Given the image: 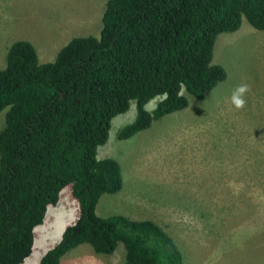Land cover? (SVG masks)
Returning a JSON list of instances; mask_svg holds the SVG:
<instances>
[{
	"label": "trees",
	"instance_id": "trees-1",
	"mask_svg": "<svg viewBox=\"0 0 264 264\" xmlns=\"http://www.w3.org/2000/svg\"><path fill=\"white\" fill-rule=\"evenodd\" d=\"M244 17L264 31V0H107L98 36L70 39L53 61L39 62L33 44L16 40L0 69V264H21L34 228L71 187L77 217L38 264H59L87 243L97 253L124 247L123 264H184L182 250L158 222L100 216L105 193L122 188L119 162L98 157L112 119L131 103L126 139L152 121L202 99L226 71L212 63L217 35ZM160 97L153 109L145 105Z\"/></svg>",
	"mask_w": 264,
	"mask_h": 264
},
{
	"label": "rangeland",
	"instance_id": "rangeland-1",
	"mask_svg": "<svg viewBox=\"0 0 264 264\" xmlns=\"http://www.w3.org/2000/svg\"><path fill=\"white\" fill-rule=\"evenodd\" d=\"M106 2L0 0V69L16 40L31 42L38 61L49 62L73 37L98 36ZM212 63L223 66L225 79L202 99L188 96L186 108L126 139L116 133L133 118L134 103L112 119L98 157L119 162L123 184L100 197L96 213L158 222L181 248L184 264H264V31L243 15L238 29L217 35ZM241 84L249 91L238 110L230 97ZM6 111H0V131ZM76 217L77 203L66 186L48 206L46 225L34 228L32 251L21 264H38ZM123 262L122 243L111 254L82 243L59 264Z\"/></svg>",
	"mask_w": 264,
	"mask_h": 264
},
{
	"label": "clouds",
	"instance_id": "clouds-1",
	"mask_svg": "<svg viewBox=\"0 0 264 264\" xmlns=\"http://www.w3.org/2000/svg\"><path fill=\"white\" fill-rule=\"evenodd\" d=\"M249 91V86L246 84L238 85L232 92L230 97L232 105L236 109H243L246 105V100L244 99L246 93Z\"/></svg>",
	"mask_w": 264,
	"mask_h": 264
},
{
	"label": "crops",
	"instance_id": "crops-1",
	"mask_svg": "<svg viewBox=\"0 0 264 264\" xmlns=\"http://www.w3.org/2000/svg\"><path fill=\"white\" fill-rule=\"evenodd\" d=\"M46 221H47V219H46ZM46 221L45 222H42V224H40L38 227H42V225H46ZM36 232V231H35ZM39 243L38 244H36V247H34V249H37V248H39ZM29 256V255H28Z\"/></svg>",
	"mask_w": 264,
	"mask_h": 264
}]
</instances>
